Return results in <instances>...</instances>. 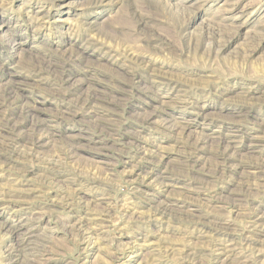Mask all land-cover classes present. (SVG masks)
Wrapping results in <instances>:
<instances>
[{"label":"rangeland","instance_id":"374dc122","mask_svg":"<svg viewBox=\"0 0 264 264\" xmlns=\"http://www.w3.org/2000/svg\"><path fill=\"white\" fill-rule=\"evenodd\" d=\"M21 233L36 264L264 261V0H0V264Z\"/></svg>","mask_w":264,"mask_h":264},{"label":"bare ground","instance_id":"6f19581e","mask_svg":"<svg viewBox=\"0 0 264 264\" xmlns=\"http://www.w3.org/2000/svg\"><path fill=\"white\" fill-rule=\"evenodd\" d=\"M41 138H39L38 140H40ZM34 141L33 142V144H32V147H30V150L31 151H33L34 152V147H35V143H37V142H39V141ZM40 143V142H39ZM6 150V149H5ZM7 151V150H6ZM26 152V151H25ZM24 152V154H28L29 152H27V153H25ZM145 153V152H144ZM137 154V153H136ZM141 154V153H140ZM5 156V155H4ZM28 156V155H27ZM34 155H32L31 157H33ZM58 158V157H57ZM7 159V158H6ZM36 159V158H35ZM60 159V158H59ZM28 160H32V159H28ZM46 160V159H45ZM48 160V159H47ZM58 160V159H57ZM10 161V160H9ZM51 162V161H50ZM56 162V160L54 161V163ZM61 162V161H60ZM45 163V162H44ZM11 165V164H10ZM137 168H140V166H138V165H135V170L137 169ZM134 173H135V171H134ZM133 173V174H134ZM129 175H132V172L129 174ZM131 177V176H130ZM146 177V176H145ZM143 178V177H142ZM141 178V179H142ZM146 179V178H145ZM145 179L144 180H142V181H140V182H137V180H135V181H130L129 180V178H128V180L129 181H127V182H129L126 186H128V188H129V190L131 191V194H136V192H140V193H145L146 191H144V188H143V185H145L146 183H145ZM134 180V179H133ZM126 181V180H125ZM147 185V184H146ZM250 187V186H249ZM51 190V189H50ZM44 191V190H43ZM129 191V192H130ZM43 193H45V192H43ZM143 193V194H144ZM112 194V193H111ZM111 194H109L108 196H110ZM116 194V193H115ZM66 195V194H65ZM72 195V194H71ZM77 196V195H76ZM107 196V197H108ZM121 196V195H120ZM128 197H129V195H128ZM78 198V197H77ZM112 198V197H111ZM115 198H116V196H115ZM133 198V197H132ZM57 199V198H56ZM110 199V198H109ZM124 200V199H123ZM115 201V200H114ZM117 201V200H116ZM76 203L78 202L77 200L75 201ZM75 202H74V197L73 196H67V197H65V199L63 200V201H61V202H59L58 204H57V207H59V208H66V209H70V210H72L73 209V205H75ZM109 204V203H108ZM123 204V203H122ZM126 204H127V202H126ZM126 204H123V205H121L122 206V208L120 209V210H118L117 211V209H116V211H117V213H118V215H119V217H123L124 215H123V212H124V209L123 208H126ZM115 205V204H114ZM120 206V207H121ZM127 207H128V205H127ZM108 208V207H107ZM112 208H113V206H112ZM115 208V207H114ZM118 208V207H117ZM108 209H110V210H112L111 208H108ZM73 211V210H72ZM113 211H114V209H113ZM135 212V211H134ZM107 214H109V212H106ZM114 213V212H113ZM104 214H105V212H104ZM106 214V215H107ZM125 214V213H124ZM110 215V214H109ZM126 215V214H125ZM167 214H166V211L164 210V209H161V208H155L154 210H152V212H151V214L147 217V219H149V221H152V220H157V219H161V218H163L164 216H166ZM112 216V215H111ZM111 216H110V218H111ZM117 216V215H116ZM81 217V216H80ZM87 217V216H86ZM86 217L85 216H82L81 218H78L74 223H72V224H68V225H66L65 227H66V229H67V231L74 237L73 239L74 240H76V242H77V245L78 246H80V245H82V246H88L89 245V243H90V240H91V234H92V232H89V228L87 227L89 224L88 223H85L86 222ZM109 218V219H110ZM91 219V218H90ZM113 219H114V217H113ZM130 220V219H129ZM132 220V219H131ZM91 221V220H90ZM114 221V220H113ZM118 221V220H117ZM122 221H124V220H122ZM126 222H127V220H125ZM111 222V221H110ZM115 222V221H114ZM225 222V221H224ZM223 222V223H224ZM112 223V222H111ZM116 223H118V222H116ZM121 223V222H120ZM129 223V222H128ZM127 223V224H128ZM226 223V222H225ZM247 223H250V225H255L256 224V221L255 220H253L252 219V221H250V220H247ZM88 224V225H87ZM113 224V223H112ZM119 224V223H118ZM230 224V223H229ZM100 225V224H99ZM116 225V224H115ZM24 226V222H22V220H17L16 222H14V223H12L11 225H10V228L13 230V231H16V230H19V229H22V227ZM101 226V225H100ZM106 226H107V224H106ZM108 226H110V225H108ZM113 226V225H112ZM225 226H226V224H225ZM216 227V226H215ZM254 227V226H253ZM228 228V227H227ZM91 229V228H90ZM210 229V228H209ZM230 230V229H229ZM228 230L226 229V228H220V226L219 227H217V228H215L214 229V232L215 233H217V235H221L222 233H225L226 234V232H227ZM231 232H233V231H230V233ZM91 233V234H90ZM19 234V233H18ZM29 234V233H28ZM28 234H26V233H21L20 235H18L16 238H15V240H17L16 241V243L18 244V251H19V248H20V251H21V249L23 250L22 252L25 254V258L23 259V264H36V260L35 259H33L31 256H33L36 252H37V250H36V247L37 246H39V245H37V244H34V241L33 240H31L30 239V237H33V234H31V235H28ZM103 237V236H102ZM212 237V236H211ZM21 238V239H20ZM228 238V237H227ZM216 240V239H215ZM97 241V240H96ZM231 241V242H230ZM229 242H226L225 240L223 241V240H219L218 239V241H215L214 243H213V245H212V249L210 250V256L213 258V260L214 259H218V257H219V255H225V257H228V255H230L231 254V252H232V249L233 248H231L233 245H234V243H233V241L232 240H230ZM235 242H237V241H235ZM257 240L255 239V238H253L252 237V235H246L244 238H243V244L246 246V247H249V248H251L252 249V251L256 248H254V246L253 245H257ZM92 243V242H91ZM22 244V245H21ZM237 244V243H236ZM240 244H241V242H240ZM243 246V245H242ZM248 248V249H249ZM246 249V248H245ZM257 249V248H256ZM82 250V249H81ZM121 250V249H120ZM118 251H119V249H118ZM80 252V251H79ZM120 252V251H119ZM189 252V251H188ZM255 252V251H254ZM254 252H253V254L252 255H254ZM260 252H262V250H260L259 248H258V253H257V258L260 256L259 254H260ZM114 253V252H113ZM124 252H123V250H121V252H120V254H123ZM183 253V252H182ZM37 254V253H36ZM195 254V253H194ZM196 254H197V252H196ZM81 255V254H80ZM185 255V254H184ZM186 255H187V253H186ZM185 255V256H186ZM191 255V254H190ZM251 255V256H252ZM189 256V255H188ZM194 256V255H193ZM196 256V255H195ZM250 256V255H249ZM114 257V256H113ZM190 257V256H189ZM197 257V256H196ZM224 257V258H225ZM115 259L114 260H117V259H119V256H116L115 255V257H114ZM185 258V257H184ZM187 258V257H186ZM192 259H193V257H192ZM226 259H228V258H226ZM254 259V258H253ZM224 260V259H223ZM222 260V261H223ZM248 261V260H247ZM249 261H250V264H264V261L263 260H260L259 259V261L258 260H251V259H249ZM217 262V261H216ZM238 263V262H237ZM22 264V263H21ZM235 264V263H234Z\"/></svg>","mask_w":264,"mask_h":264}]
</instances>
